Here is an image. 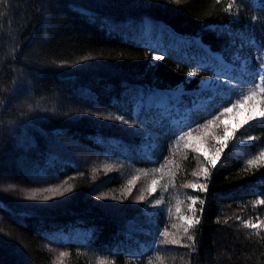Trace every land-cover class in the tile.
<instances>
[{"label":"trees","instance_id":"1","mask_svg":"<svg viewBox=\"0 0 264 264\" xmlns=\"http://www.w3.org/2000/svg\"><path fill=\"white\" fill-rule=\"evenodd\" d=\"M230 2L233 16L224 10ZM0 12V264H57L61 251L70 254L64 264H159L157 254L164 264H264V231L242 226L244 217L264 216V205L253 204L264 199V167L244 171L264 149V125L238 128L234 137L256 139L238 145L233 138L215 168L207 145L193 152L177 141L234 102L228 91L198 90V82L226 68L215 53L234 35L264 49V0H10ZM157 32L162 60L150 46ZM179 85L190 90L182 94L188 104L196 94L211 100L179 119L173 107L156 104ZM216 131L224 134L222 126ZM145 136L150 144H142ZM161 165L163 173H154ZM202 165L213 173L208 191L181 187L205 182L192 175ZM137 169L149 173L125 198L137 177L127 173ZM154 174L164 178L148 195ZM61 185L72 191L43 192ZM142 191L147 199L139 202ZM32 192L51 198L27 199ZM177 195L185 215L187 195L206 201L202 214L195 205V252L158 243L160 230L183 223Z\"/></svg>","mask_w":264,"mask_h":264},{"label":"snow or ice","instance_id":"2","mask_svg":"<svg viewBox=\"0 0 264 264\" xmlns=\"http://www.w3.org/2000/svg\"><path fill=\"white\" fill-rule=\"evenodd\" d=\"M10 0H0V6H6L8 5ZM173 3L179 4L180 0H172ZM234 4L233 2H230L228 6L224 9L226 12H231ZM3 13L0 12V16H2ZM255 19V17H253ZM90 57H84V59H89ZM157 60H162L163 57L157 56L155 57ZM189 76L196 75L195 71H190L188 73ZM256 75L259 76V82H256L255 79L252 81V87H249L246 92L242 93L234 102L229 101L227 107H223L221 111H219L216 115L212 116L211 119L207 120L203 125L198 126V129L196 130V133L194 135L192 130H189L188 132L183 133L181 136L177 137V141H185L184 147L186 149L190 148L193 152H199L200 148L196 146L195 143L192 142H199L201 144H205L208 147V150L210 152L214 153V159L211 157H206L208 160V163L211 165L212 168H215L216 161L220 159L221 153L224 150V147L231 141L235 134L236 129H233V134L230 136L227 134L228 132V125L223 124L222 117H225L229 113H234V115L238 116L239 113L236 112L239 107L245 106L246 110L244 113V120L243 124H237V128H242L245 125H251L253 121H256L262 125H264V54H260L259 58V64L258 69L256 72ZM111 119L121 120L122 118L119 116L116 117H107ZM123 123H129L128 121H122ZM221 126L223 127L224 135L220 136L219 132L216 131L217 129H220ZM210 139H218L222 140L223 143L217 145L209 143ZM247 139L249 141L255 140L256 138L253 136H247ZM175 143V142H174ZM187 158V157H185ZM167 160V158H166ZM168 163H171V161H168ZM246 167L244 168L245 172H248L254 168H260L264 167V149H260L257 151V154L253 155L250 159H247L245 161ZM165 165H161L160 168H156L153 170L154 173H163ZM179 165H177V168ZM110 168H107L106 171H110ZM212 171L209 167L201 166L199 171L193 172V176H203L205 182L204 183H184L181 187L183 188H194L197 189L201 193H206L209 189V180L212 175ZM143 175L147 176L148 172L144 171ZM175 173H170L171 179L169 180V183L172 184L173 187H175ZM163 175H161L160 179L153 178L151 180V183L149 184L147 188V194L151 195L152 193L156 192L157 186L160 183V180H163ZM138 177H133L132 180L128 181V185L124 190V197L127 198L128 195L131 194L133 191V186L136 182ZM169 183L164 184L165 191L168 190ZM65 184H67V181H65ZM62 189V190H61ZM72 191V186L68 185L64 187L63 185L58 186L56 188H49L44 189L43 192L46 193H53L56 196H62L66 192ZM51 196L49 195H38L37 192H32L27 195V199L35 200V199H44L48 200ZM103 197H98V199H102ZM112 199H118L116 196H112ZM187 200L189 201L187 205L188 214H182L181 213V207L182 201L179 199V195H177L176 198V208L175 212L177 214V219L180 221H183V223H173L171 224V228L175 229L176 231L170 232L167 227H165L163 230L159 231V237H162L163 239L158 240V243L161 245H179L182 247L189 248L192 252L196 251V240L194 236L191 234V230L201 223V219L199 216H197V209L195 208V205L197 202L201 206L199 211L203 212V206L205 205L206 201L204 199H198V197L193 195H187ZM147 199V196L142 191L141 194L136 197V200L139 202H144ZM163 203V198L156 199L154 201V206H159ZM254 205H264V199H259L256 201H253ZM172 209L169 207V213H171ZM239 220L240 217H237ZM219 222V221H217ZM227 219L224 221V223H227ZM242 226L244 228L248 229H256V234L259 235V230L264 229V222L259 223H252L251 220H243ZM187 240L189 243L184 244L183 241ZM70 254L66 251H61L59 255L56 257L57 264H64V260L66 257H68ZM156 261H159V264H164V258L157 254L155 257ZM97 264H114L113 261L108 260L107 258H98ZM149 264H152V261H149Z\"/></svg>","mask_w":264,"mask_h":264},{"label":"rangeland","instance_id":"3","mask_svg":"<svg viewBox=\"0 0 264 264\" xmlns=\"http://www.w3.org/2000/svg\"><path fill=\"white\" fill-rule=\"evenodd\" d=\"M232 1V0H230ZM233 16V11L230 12ZM151 49L153 51L154 58L157 56H162L163 54V46H162V38L161 34L157 32L154 34L151 38L150 42ZM217 56H219L223 63L226 65V68H219L215 67L214 71L206 76L205 78L201 79L198 82V90L202 89H211V90H221V91H228L232 94L234 101L244 92L247 91L249 87H252V81L253 79L256 80V82H259L260 79L259 76L256 75L258 66L257 62H259L260 54H264V49H262L258 43H256L254 40H252L250 37L242 33L240 36L234 35L233 38H231V41L229 45L222 51V52H216ZM204 66V63L201 62L197 65V67L193 70L195 72L200 71V69ZM232 69H237V73L234 74L232 72ZM190 90H187L184 85L177 86L174 90L170 91L169 95H171L174 100L168 101L169 99L166 98L167 94H158L156 104H158L160 107H162L164 110L166 108L173 107L175 110L179 112V119H185L188 116L189 111L191 109L200 108L204 105L206 101L211 100V95H204L196 94L194 97V100H191V103H187L186 99L182 97V94L188 92ZM166 98V99H165ZM139 103L135 106V114L139 110ZM245 106L239 107L236 112L239 113L238 116L234 115V113H229L225 117H222L223 124L228 125V135L233 134V129H238L237 124H243L244 120V113H245ZM177 119V120H179ZM175 120V121H177ZM225 134V133H224ZM224 134H220V136H223ZM149 137H144L145 139L142 144H150L151 141L148 140ZM216 141H222L216 139ZM234 141L236 144L241 145L248 141L247 138L244 137H234ZM200 147L202 146L199 142H192ZM203 151V150H202ZM204 152V151H203ZM204 155L212 156V153L210 151L204 152ZM214 159V155L212 156ZM120 171L124 169V167L120 166ZM144 171H141L137 169L136 171H128L127 175L129 177L131 176H139ZM149 173V172H148ZM151 178H156V174L154 176H151ZM154 202V201H153ZM147 206V202L143 205L145 208ZM160 206V205H159ZM184 214V213H182ZM243 220H251L252 223L256 224L259 222H264V216H250L248 218H243ZM252 231H257L256 229H250ZM264 231V229H260Z\"/></svg>","mask_w":264,"mask_h":264},{"label":"bare ground","instance_id":"4","mask_svg":"<svg viewBox=\"0 0 264 264\" xmlns=\"http://www.w3.org/2000/svg\"><path fill=\"white\" fill-rule=\"evenodd\" d=\"M256 189V188H255ZM258 190V189H257Z\"/></svg>","mask_w":264,"mask_h":264}]
</instances>
